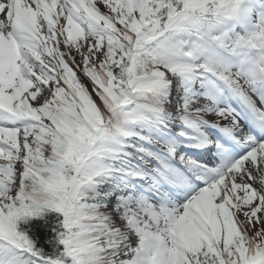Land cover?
<instances>
[{"label":"snow or ice","instance_id":"1","mask_svg":"<svg viewBox=\"0 0 264 264\" xmlns=\"http://www.w3.org/2000/svg\"><path fill=\"white\" fill-rule=\"evenodd\" d=\"M0 264H264V0H0Z\"/></svg>","mask_w":264,"mask_h":264},{"label":"trees","instance_id":"2","mask_svg":"<svg viewBox=\"0 0 264 264\" xmlns=\"http://www.w3.org/2000/svg\"><path fill=\"white\" fill-rule=\"evenodd\" d=\"M41 238H42V234H41Z\"/></svg>","mask_w":264,"mask_h":264}]
</instances>
